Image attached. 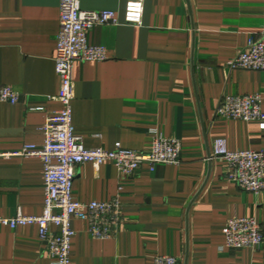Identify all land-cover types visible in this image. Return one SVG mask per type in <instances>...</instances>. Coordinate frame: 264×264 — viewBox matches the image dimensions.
<instances>
[{
  "label": "crops",
  "instance_id": "1",
  "mask_svg": "<svg viewBox=\"0 0 264 264\" xmlns=\"http://www.w3.org/2000/svg\"><path fill=\"white\" fill-rule=\"evenodd\" d=\"M127 0H82L84 11H114L117 25L96 27L93 45L104 62L74 66L73 126L87 149L146 152L150 130L182 142L179 165L146 164L133 176L114 163L76 168L73 196L90 203L118 199L124 225L96 240L73 220L72 264H154L158 255L180 264H264V246L231 250L224 229L235 217H254L264 229V192L242 191L213 158L214 141L231 151H263L258 122L220 118L226 96L261 95L264 72L227 64L264 27V0H145L143 24L127 25ZM61 0H0V88L21 95L0 103V154L42 146L44 126L62 105L55 71ZM44 165L39 158L0 157V216L42 215ZM188 255V256H187ZM0 264H52L36 225H0Z\"/></svg>",
  "mask_w": 264,
  "mask_h": 264
},
{
  "label": "built area",
  "instance_id": "2",
  "mask_svg": "<svg viewBox=\"0 0 264 264\" xmlns=\"http://www.w3.org/2000/svg\"><path fill=\"white\" fill-rule=\"evenodd\" d=\"M82 0H61L60 32L57 37L55 71L61 88L56 100L62 108L50 115L44 126L42 146L25 145L13 154L39 158L44 165L45 208L42 215L27 216L19 212L15 217L0 216V225L16 230L36 225L39 237L46 245V253L52 264H72L71 244L76 232L72 221L86 222L89 233L96 240L115 238L124 225L121 203L116 198L108 202L84 203L73 196L76 168L92 163L99 168L112 162L124 176H133L143 166L152 171L159 165H179L182 162V142L167 139L157 130H150L152 144L148 151L126 149L118 143L114 150L87 149L73 126V102L75 100L74 66L77 62H104L107 49L93 45L90 33L99 26L117 25L119 18L114 11H84ZM145 0H127L124 22L127 25L143 24ZM230 70L264 72V27L257 37L228 64ZM21 95L11 87L0 88V103L15 105ZM261 95L224 96L217 109L220 118L243 122H258L264 130V113ZM213 158L227 163V176L242 191L260 194L264 192V150L231 151L227 141H214ZM225 247L231 250L259 249L264 246V229L254 217H235L224 229ZM154 264H180L176 257L158 255Z\"/></svg>",
  "mask_w": 264,
  "mask_h": 264
},
{
  "label": "water",
  "instance_id": "3",
  "mask_svg": "<svg viewBox=\"0 0 264 264\" xmlns=\"http://www.w3.org/2000/svg\"><path fill=\"white\" fill-rule=\"evenodd\" d=\"M187 256H188V255H187ZM187 259H188V257H186V262H185V264H187V261H188Z\"/></svg>",
  "mask_w": 264,
  "mask_h": 264
}]
</instances>
